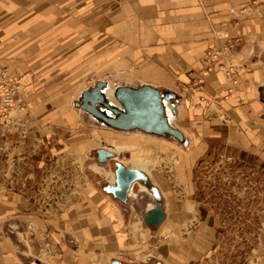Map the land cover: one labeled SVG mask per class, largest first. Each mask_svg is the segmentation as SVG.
I'll use <instances>...</instances> for the list:
<instances>
[{"label":"crops","instance_id":"crops-1","mask_svg":"<svg viewBox=\"0 0 264 264\" xmlns=\"http://www.w3.org/2000/svg\"><path fill=\"white\" fill-rule=\"evenodd\" d=\"M222 31L238 36L246 68L236 84L212 71L196 86ZM0 63L33 80L28 118L17 113L0 124V264H155L158 255L162 264H190L203 256V238L212 244L214 228L200 209L182 214L156 173L139 169L125 201L112 191L115 173H86L94 118L69 103L95 78L174 92L184 143L201 135L205 152L221 137L222 149L264 164V0H0ZM112 128L127 131L126 143L149 134ZM87 164L95 171L96 161ZM140 183L163 207L156 226L145 220ZM246 264H264V252Z\"/></svg>","mask_w":264,"mask_h":264},{"label":"rangeland","instance_id":"rangeland-1","mask_svg":"<svg viewBox=\"0 0 264 264\" xmlns=\"http://www.w3.org/2000/svg\"><path fill=\"white\" fill-rule=\"evenodd\" d=\"M9 72L21 80L26 104L24 108L12 109L6 119L0 120L2 126L10 123L8 120L15 114L27 117L30 111L26 89L32 86L33 80L26 74L16 75L10 70ZM97 81L95 78L91 84ZM107 82L111 83L108 80ZM111 86L115 89L118 85L111 83ZM76 101H79L78 95L69 106L83 112V108L74 104ZM93 118L95 149H91V157H86L84 161L86 173L91 171L99 176L109 174L110 178V172L115 170L117 167L115 162L119 159L110 156L101 162L98 159L97 148L106 149L116 144L123 146L118 157L125 160L126 165L135 167L139 157L146 158L149 172L156 173L158 180L162 179L160 186L163 193L175 198L173 204L180 203L182 214L187 217L191 215L193 218V214L200 209L202 219L209 221V225L214 228L215 237L212 244L203 238L204 254L198 261L190 264H246L256 258L259 259L260 253L264 252V164L257 159L254 160L243 150L222 149L221 137L212 136L209 139V142H212L211 147L205 152H202L203 136L193 134L188 143L184 141L179 143L177 138L170 134L164 136L156 133L144 134L130 141L131 143H126V139L129 138L127 131L115 132L110 125L104 124L95 116ZM175 123L180 125L177 121ZM184 130L191 134L188 129ZM95 161L97 164L95 171L89 170L87 163ZM65 167L66 170L71 169V165ZM105 181L103 178V182ZM140 192L141 200H145L141 206L145 205L147 209V204L155 201L152 195L149 199L146 191ZM140 210L137 207L133 211L140 214ZM186 226L188 228L187 223L181 228L184 230ZM185 234L188 233L181 232L182 236ZM167 236L169 239L174 235L170 236L167 233ZM118 259L125 263L131 260L122 253L118 254ZM154 259L155 264L163 263L162 255L154 256Z\"/></svg>","mask_w":264,"mask_h":264},{"label":"water","instance_id":"water-1","mask_svg":"<svg viewBox=\"0 0 264 264\" xmlns=\"http://www.w3.org/2000/svg\"><path fill=\"white\" fill-rule=\"evenodd\" d=\"M106 86L105 81H97L90 89L82 91L79 101L74 104L84 108L93 117L118 129H142L148 133L159 135H173L178 140L184 139V134L174 127L166 116L164 100H172L175 94L170 90L162 92L154 86L141 85L132 87L129 85H118L114 91L117 104L110 101L102 91ZM174 104V103H173ZM175 105V104H174ZM109 111V112H108ZM98 159L106 161L114 152L104 148H97ZM114 170L117 185L112 187L121 200H126L131 183L139 178L140 170L130 167L119 161L115 162ZM154 196L159 198L160 194L156 186L151 188ZM164 217V210L160 201L155 207L148 209L145 220L148 224L156 226ZM119 263L118 260L115 261Z\"/></svg>","mask_w":264,"mask_h":264},{"label":"built area","instance_id":"built-area-1","mask_svg":"<svg viewBox=\"0 0 264 264\" xmlns=\"http://www.w3.org/2000/svg\"><path fill=\"white\" fill-rule=\"evenodd\" d=\"M216 36L221 38V42L210 45L205 51L203 65L194 79L196 86L202 84L212 71L224 72L227 77H233L232 82L236 84L235 76L246 68L244 57L235 49L234 42L238 36L227 31L218 32ZM232 89L233 86L229 88ZM25 101L21 80L0 63V120L6 119L12 109L24 108Z\"/></svg>","mask_w":264,"mask_h":264},{"label":"bare ground","instance_id":"bare-ground-1","mask_svg":"<svg viewBox=\"0 0 264 264\" xmlns=\"http://www.w3.org/2000/svg\"><path fill=\"white\" fill-rule=\"evenodd\" d=\"M102 91L104 92L105 96L110 100L112 101L113 103L117 104V101L115 99V91L114 89L112 88L111 86V83H108L106 82V86H104L102 88ZM164 103H165V111H166V116L167 118L169 119V121L171 122V124L175 127L174 125V120H175V113H176V104L172 101V100H164ZM175 105H174V104ZM109 112V111H108ZM92 116V115H91ZM103 122V121H102ZM104 123V122H103ZM106 124V123H104ZM177 128V127H176ZM178 129V128H177ZM185 141V136H184V139L181 141L183 142ZM108 150H111L114 152V157L115 158H118L119 162L121 163H126L125 160H122L120 157H118V155L122 152L123 150V146H120V145H111L109 147H107ZM106 148V149H107ZM131 167V166H130ZM133 168H137L138 170L139 169H142L144 170L149 176H150V172H149V169H148V162H147V159L144 158V157H139L138 160H137V164L135 167ZM110 180H114V171L110 172ZM154 181V180H153ZM156 183V182H155ZM143 191H146L147 193H149L150 195L151 192L148 191L147 187L143 184H139L138 185ZM132 191V192H131ZM129 192H131L132 194H134V190H130ZM155 207V202H151V203H148L147 204V209H150V208H153Z\"/></svg>","mask_w":264,"mask_h":264}]
</instances>
